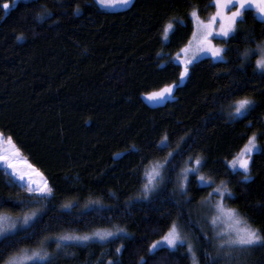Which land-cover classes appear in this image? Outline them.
Segmentation results:
<instances>
[{"label": "trees", "instance_id": "obj_1", "mask_svg": "<svg viewBox=\"0 0 264 264\" xmlns=\"http://www.w3.org/2000/svg\"><path fill=\"white\" fill-rule=\"evenodd\" d=\"M213 2L133 0L126 10L104 12L93 0H0V133L53 189L49 199H38L0 170V215L36 213L33 235L21 231L15 248L37 249L44 239L53 264H140V257L148 264H191L186 244L149 252L175 221L199 264H211L204 253L216 258L215 240L204 200L212 188L191 176L186 196L179 187L185 161L197 154L206 178L228 182L233 198L226 205L264 232V152L252 155L249 182L227 167L249 136L264 132V77L255 71V56L241 58L264 40V22L246 11L235 38L219 42L223 62L200 60L172 97L148 99L179 81L181 67L170 60L193 34L190 13L196 9L205 19ZM44 8L51 17L38 19ZM169 21L174 28L163 41ZM244 96L255 100V110L233 119L229 105ZM165 134L170 147L161 152L154 145ZM257 143L264 149V138ZM168 151L181 154L144 199L145 170ZM117 227L125 229L123 238L55 246L61 235ZM234 253L230 264H264V248Z\"/></svg>", "mask_w": 264, "mask_h": 264}, {"label": "snow or ice", "instance_id": "obj_2", "mask_svg": "<svg viewBox=\"0 0 264 264\" xmlns=\"http://www.w3.org/2000/svg\"><path fill=\"white\" fill-rule=\"evenodd\" d=\"M94 2L102 8H128L133 4V0H94ZM13 3H15V0H13ZM214 4L216 11L208 21L201 20L198 11L196 9L192 10L190 15L194 18L199 28L197 46L195 49H190L188 47L181 49V52L185 53V56L182 59L179 55L177 56L180 65L183 66L179 73V81L162 88L158 92L148 93L149 100L163 101L172 97L173 91L180 88L189 77L190 66L198 59L199 53L208 55L215 61L223 62L226 49L217 46L213 41L221 40L227 43L229 39H234L237 33V25L244 22L246 11L253 9L260 21L264 22V0H214ZM2 7L4 9H9V4L4 3ZM80 11V5L77 4L74 13L78 14ZM45 17H51V12L46 8L42 9V12L38 14V19H44ZM173 28L174 21H169L164 25L163 34L166 39L168 34L173 31ZM193 35L196 36L197 33L194 32ZM22 38V35L17 37V39ZM253 56H255V71L264 77V40L257 43L254 50L246 48L244 52L241 53V58L245 62L250 61ZM229 107L234 118H246V114L255 110L256 102L254 99L244 96L236 99L234 104L229 105ZM2 135L3 134L0 133V136ZM259 138H264V132L259 133V135L254 133L249 136L240 154L234 156L232 160L228 162L231 172L234 175L241 176L245 182H249L252 179V155L256 152H264V149H260L258 146L257 141ZM9 140H11V137H9ZM168 140L169 137L165 134L154 147L163 152L170 147ZM18 151L17 149V152ZM180 154V152H176L175 155ZM175 155L172 151H168L163 161L155 162L151 170L145 174V182L142 187L144 199H147L151 193L155 192L157 187L164 181L167 168L169 166H175L173 163ZM0 160H4L7 167L12 168L13 174H16L12 159L6 156H0ZM28 167L32 168L33 166L29 164ZM204 167L205 165L201 155L197 154L194 157L189 156L188 160L185 161V166L181 169L183 179L179 187L182 194L186 196L188 194L187 186L191 183L189 180L191 176L193 179L198 178V186H202L205 189L212 188V191L208 193V197L204 202L211 205L208 223L211 226V231L214 233L216 258H211L210 253L205 252V260H211V264H219V260L224 259L225 264H230L233 252L251 251L256 247L264 248V232L253 227L236 209L226 205L225 201L233 198V193L228 186V182L220 180L219 185H215L213 176L209 175L206 178L205 174L202 172ZM33 171L36 172V174H40L36 169H33ZM25 175L29 176L27 181H25ZM31 175L32 173L19 174V186L21 188H26L29 193H38V199H49L53 189L47 184V181H42L39 185L36 184L35 181L30 178ZM64 207L70 208L72 205L66 204ZM35 215V212L32 213V216L25 215L20 230H16L17 222L7 217L0 216V259H4V264H53V258L44 250V246L47 243L44 239L37 240V244L39 245L37 249L29 250L15 248V238L21 231L29 237L33 235V233L29 232V226L34 228V225H31L30 222ZM222 218L225 221V226L218 227V221ZM124 235L125 229L117 227L115 232L108 229H97L91 234L69 233L56 237L54 242L56 248L60 249L62 246H67L63 242L87 244L97 239L105 241L109 238H123ZM185 244L191 256L192 264H199L193 243L182 234L178 223L174 221L167 232L162 236L161 240L154 242L150 246L149 252L154 254L161 247L168 250H178L180 247L185 246ZM9 248H13L14 251L10 252L5 259L2 253ZM116 252L120 253L121 248H117ZM109 264H120V262L119 260L110 261ZM140 264H148V261L140 257Z\"/></svg>", "mask_w": 264, "mask_h": 264}, {"label": "rangeland", "instance_id": "obj_3", "mask_svg": "<svg viewBox=\"0 0 264 264\" xmlns=\"http://www.w3.org/2000/svg\"><path fill=\"white\" fill-rule=\"evenodd\" d=\"M94 2V0H93ZM95 3V2H94ZM96 4V3H95ZM97 5V4H96ZM102 11L104 12H119V11H123V10H126L127 8H123V7H114V8H102L100 7L99 5H97ZM212 12L207 16V18L203 19L200 14H199V17L201 20H204V21H208L211 16L215 13L216 11V8H215V4L213 2L212 4ZM250 11H252L255 15V18L260 21V19L257 17L255 11L253 9H249ZM199 13V12H198ZM191 18V21H192V25H193V33L196 32L197 35L194 36L192 34L189 42L183 47H188L190 49H195L196 46H197V43H198V34H199V28L197 27L195 21H194V18L192 16H190ZM262 22V21H261ZM170 34V33H169ZM168 34V35H169ZM168 38V37H167ZM167 39L165 38V36L163 35V41H166ZM219 42H222L221 40H214L213 43L216 44L217 46H220V47H223V45H221ZM224 43V42H223ZM180 56V58H184L185 56V53L179 51L176 55H174L172 58H171V62L178 65L179 67H181V70H182V65H180L179 63V60L177 59V56ZM203 59H209L211 60L212 62H218V61H215L213 60L210 56L208 55H204L203 53H199L198 54V59H196L193 64H195L196 62L200 61V60H203ZM192 64V65H193ZM191 65V66H192ZM190 66V67H191ZM232 118L233 119H240V118H234L233 115H232ZM263 124H264V118H263ZM259 146V144H258ZM242 151V150H241ZM240 154V153H239ZM0 156H6V157H9L10 159H12V162L14 164V168H15V175L13 174V169L12 168H9L7 167V165L5 164L4 160H0V170H2L3 172H5L11 179L12 181L16 184V185H20V181L18 180V175L21 174V173H32L31 175V179L33 181H35L36 184H41L42 181H46L45 178L41 175V174H36V172L33 171V167L32 168H29L28 167V162L25 160V158L19 153V151L17 152V149L16 147L11 143V141L7 138H5L3 135L0 136ZM154 164V163H153ZM153 164H150L149 166H147L146 170H145V174L147 172H149L151 170V168L153 167ZM227 167L229 168L228 166V163H227ZM230 169V168H229ZM29 179V176L25 175V181H27ZM20 187V186H19ZM21 188V187H20ZM23 190H25L27 193H29L26 188H22ZM31 195H36V196H39L38 193H29ZM210 204L209 205H205V209H204V212H205V218L209 219V209H210ZM28 216H32V214H27ZM0 216H4V217H7L9 218L10 220L12 221H15L17 222V229L16 230H20L21 228V223L23 221V218L24 216L20 217V218H14V217H11V216H8L6 214H1ZM35 219V216L32 217V220L31 222ZM30 222V223H31ZM225 226V221L224 219L222 218L220 221H218V227H224ZM14 230V231H16ZM11 234V233H9ZM213 237H214V233H213ZM98 240V239H97ZM161 240V239H160ZM158 240V241H160ZM100 241V240H99ZM106 241V240H105ZM105 241H101V242H105ZM163 248V247H161ZM235 253L233 252L232 253V256L234 255ZM192 264V263H191Z\"/></svg>", "mask_w": 264, "mask_h": 264}]
</instances>
